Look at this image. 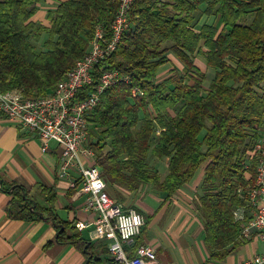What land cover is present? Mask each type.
I'll use <instances>...</instances> for the list:
<instances>
[{
	"label": "trees",
	"instance_id": "16d2710c",
	"mask_svg": "<svg viewBox=\"0 0 264 264\" xmlns=\"http://www.w3.org/2000/svg\"><path fill=\"white\" fill-rule=\"evenodd\" d=\"M39 2L0 0V92L51 93L85 55L97 26L110 38L120 0H67L48 11L49 27L31 21ZM200 3L135 0L116 50L95 67L92 85L76 97L97 85L103 70L128 78L104 90L87 118V146L101 178L130 191L151 185L169 198L203 169L195 210L209 259L221 261L242 244L233 212L245 204L254 182V162L246 169L245 159L264 129V0H210L204 14L220 16L222 27L204 24L196 33ZM42 34L46 40L38 49L31 39ZM167 52L184 65L188 81L175 74L155 81L157 69L168 62ZM195 55L214 72L207 88L205 74L194 66ZM134 88L142 96L131 97ZM151 158L167 159L164 177L149 166ZM6 191L10 219L50 220L57 242L73 245L89 264H119L105 245L98 251L72 223L50 213L44 217L21 187Z\"/></svg>",
	"mask_w": 264,
	"mask_h": 264
},
{
	"label": "crops",
	"instance_id": "0c3cea01",
	"mask_svg": "<svg viewBox=\"0 0 264 264\" xmlns=\"http://www.w3.org/2000/svg\"><path fill=\"white\" fill-rule=\"evenodd\" d=\"M65 1L40 0L31 21L49 27L48 11ZM208 2L210 0H201L194 13L192 29L196 33L204 24L212 25L218 31L222 27L220 16L204 14ZM45 40L46 35L42 34L38 40L32 38L31 43L42 49ZM165 56L168 62L157 69L155 81L160 83L173 74L185 76V81H188L184 65L171 52ZM193 62L198 71L205 76L208 74L202 56H193ZM59 153L55 143H51L46 152H41V143L34 134L0 115V264H89L86 255L73 245L57 242L56 229L50 220L28 222L7 216L6 207L11 196L6 190L14 185L27 193L34 206L43 211L44 217L50 213L73 226L77 222L85 223L88 227L80 231L82 237L95 245L98 251L102 249L101 245L108 249L107 240L91 237L96 215L84 209V197L78 193L76 176H57ZM167 163L165 158L149 160V166L161 177L167 174ZM202 171L199 169L190 183L169 198L151 185L130 191L122 185H109L102 179L110 197L121 209L133 208L145 219L140 235L126 248L130 253L145 245L155 251L156 258L151 264H241L262 252V243L252 232L223 260L209 259L203 225L195 210V202L201 194ZM245 178H251L250 174L246 173Z\"/></svg>",
	"mask_w": 264,
	"mask_h": 264
},
{
	"label": "built area",
	"instance_id": "2783aa9c",
	"mask_svg": "<svg viewBox=\"0 0 264 264\" xmlns=\"http://www.w3.org/2000/svg\"><path fill=\"white\" fill-rule=\"evenodd\" d=\"M134 1L120 0L110 38L107 39L102 28L97 26L85 55L74 63L51 93L38 97L26 96L21 90L0 92V115L34 134L41 143V152H46L51 143L58 146L57 176H76L78 193L84 197V209L96 215L91 237L109 242V255L115 262L151 264L156 258L153 248L142 245L134 253L126 249L140 235L144 217L133 208L121 209L110 197L95 164V153L87 146V118L99 103L100 95L117 83H127L128 78L116 70H103L98 84L82 98L76 97L85 87L92 85L95 67L116 50L129 28L128 11ZM138 96H142V92L132 89L131 97ZM245 162L246 169L254 162L255 179L246 191L245 204L234 210L233 217L239 223V239H248L254 232L263 250L241 264H264V129L252 150L247 152ZM74 227L80 232L88 226L77 222Z\"/></svg>",
	"mask_w": 264,
	"mask_h": 264
},
{
	"label": "rangeland",
	"instance_id": "374dc122",
	"mask_svg": "<svg viewBox=\"0 0 264 264\" xmlns=\"http://www.w3.org/2000/svg\"><path fill=\"white\" fill-rule=\"evenodd\" d=\"M166 46L167 45H169L168 43L167 44H165ZM207 73L208 74H206V76H205V80H204V82H203V86H204V88H207L208 87V82L212 79V77H213V74H214V72H212V71H208V69H207Z\"/></svg>",
	"mask_w": 264,
	"mask_h": 264
}]
</instances>
